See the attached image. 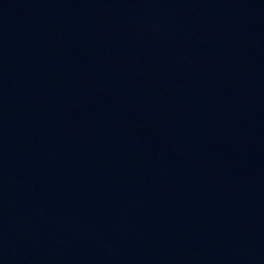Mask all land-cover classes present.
I'll return each instance as SVG.
<instances>
[{
  "label": "water",
  "instance_id": "water-1",
  "mask_svg": "<svg viewBox=\"0 0 264 264\" xmlns=\"http://www.w3.org/2000/svg\"><path fill=\"white\" fill-rule=\"evenodd\" d=\"M0 264H264V0H0Z\"/></svg>",
  "mask_w": 264,
  "mask_h": 264
}]
</instances>
